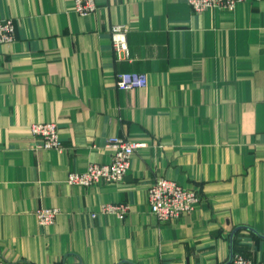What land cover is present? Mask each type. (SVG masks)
I'll use <instances>...</instances> for the list:
<instances>
[{
	"label": "crops",
	"instance_id": "obj_1",
	"mask_svg": "<svg viewBox=\"0 0 264 264\" xmlns=\"http://www.w3.org/2000/svg\"><path fill=\"white\" fill-rule=\"evenodd\" d=\"M0 0L15 41L0 46V262L3 264H264V2L196 14L186 0ZM129 28L131 60L111 30ZM120 73L146 88L121 91ZM56 123L63 152L33 150L34 124ZM148 146L122 184L83 188L69 174L108 161L110 138ZM159 179L201 203L161 223ZM130 206L124 219L102 214ZM60 210L41 226L35 212ZM92 214L97 217L93 218Z\"/></svg>",
	"mask_w": 264,
	"mask_h": 264
},
{
	"label": "built area",
	"instance_id": "obj_2",
	"mask_svg": "<svg viewBox=\"0 0 264 264\" xmlns=\"http://www.w3.org/2000/svg\"><path fill=\"white\" fill-rule=\"evenodd\" d=\"M248 0H186L196 14H203L211 8L232 12L237 6ZM256 3L264 0H254ZM73 9L79 15L86 17L93 15L98 9L97 0H73ZM15 25L12 19L0 20V46L15 41ZM129 28L117 25L111 30V40L114 55L119 60H131L128 44ZM148 78L145 74L120 73L117 75V88L130 91L146 88ZM33 150H47L63 152L64 147L56 123L44 122L34 124L31 128ZM144 142H133L120 137L110 138L107 148L111 151L108 161L103 164L92 163L83 172L69 174L68 183L83 188H89L101 183L109 185L122 184L132 168V158L135 152L147 147ZM148 203L151 213L161 223H171L179 220L184 214L192 213L201 203L198 191L188 190L179 183L167 179H159L150 185ZM130 211L125 204H107L102 206V214L114 215L124 219ZM59 209L43 208L35 212L41 226H51L55 223ZM96 218V214H92ZM0 264H3L0 262ZM232 264H254L244 255H235Z\"/></svg>",
	"mask_w": 264,
	"mask_h": 264
}]
</instances>
